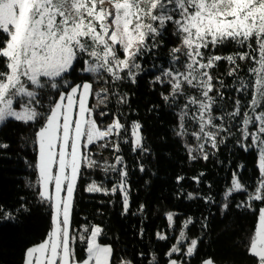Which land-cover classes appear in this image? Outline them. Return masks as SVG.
Returning <instances> with one entry per match:
<instances>
[{
  "label": "snow or ice",
  "instance_id": "obj_1",
  "mask_svg": "<svg viewBox=\"0 0 264 264\" xmlns=\"http://www.w3.org/2000/svg\"><path fill=\"white\" fill-rule=\"evenodd\" d=\"M166 34L176 37L179 44L169 50V66L160 68L154 83L169 86V93L161 96L171 105L181 97L186 99L180 106L176 134H188L186 119L197 124L198 130L191 132L197 144L186 145L190 158L197 159L195 153H199L200 158L208 160L210 153L205 146L210 144L218 150L225 143L221 133L235 135L229 125L237 118V144L257 153L259 177L252 190L248 191V185L234 172L222 209H228L227 198L233 193H246L238 208L255 210L253 202H261L245 247L256 264H264V0H0V126L9 118L25 124L39 123L33 141L38 147L34 165L38 196L51 209L46 238L25 249L23 264H115L112 246L98 242L103 231L100 226L85 227L88 234L79 236L71 227L77 181L85 168L100 167L90 146L108 147L111 141L118 153L120 143L114 138L127 132L122 113L113 114L106 125L99 122L100 117L108 115L97 109L108 102L110 88L95 90L94 84L136 83L142 71L140 60L158 48ZM228 46L236 50L216 54ZM81 61L83 67L78 68ZM221 61L229 65L227 76L238 81L234 91L243 94V98L234 99L231 110L223 107L221 90L231 86L211 74ZM237 61L250 62L247 76L239 74ZM73 72L90 78L78 82ZM117 95V104L127 103V94ZM90 97H96L97 103L90 106ZM191 106L194 110L190 112ZM131 127L133 150L146 151L142 125L133 121ZM8 147L0 141V149ZM103 170L118 173L120 179L111 189L92 181L86 191L121 192L123 211L127 213L128 172L123 156L116 155L111 164L105 161ZM194 179L199 181L200 177ZM188 195L192 198L191 193ZM21 210L27 211L24 205L16 211ZM0 213L2 220L16 219L2 206ZM173 218L172 212L167 213L170 224ZM192 223L191 218L183 222L179 240L165 254L169 257L167 264H188L197 254L200 237L190 238L183 230ZM157 237L167 239L160 233ZM77 240L86 244V255L80 259ZM174 253L179 256L172 258ZM155 260L153 255L149 264ZM119 264L132 262L122 259ZM201 264L217 262L208 257Z\"/></svg>",
  "mask_w": 264,
  "mask_h": 264
},
{
  "label": "trees",
  "instance_id": "obj_2",
  "mask_svg": "<svg viewBox=\"0 0 264 264\" xmlns=\"http://www.w3.org/2000/svg\"><path fill=\"white\" fill-rule=\"evenodd\" d=\"M161 39L163 43L140 60L142 71L136 83L126 80L118 86L101 82L94 84L95 90L110 88L108 102L97 109L108 115L100 117L99 122L106 125L111 122L113 114L122 113L121 122L127 132L114 138L120 143L118 153L111 147V141L108 147H90V153L100 167L85 168L78 180L72 231L77 236L87 235L85 227L101 226L100 243L112 246L115 264L122 259L130 260L132 264H149L153 255L156 256L153 264H167L169 257L165 254L174 241L168 238L160 240L157 233L168 226L167 213L175 211L174 226L182 228L183 222L191 218L193 223L185 230L192 238L200 237L197 254L188 260V264H201L202 259L208 257L217 264H256L255 258L246 251L245 241L254 231L261 202H253L255 210L238 208L236 205L246 199V193L239 192L227 198L228 209L223 210L222 204L234 172L248 185V191L252 190L259 177L257 153L255 150L245 151L237 144V118L229 125L235 135L221 133L225 143L218 150L212 149L210 144L205 146L210 153L208 160L200 158L199 153H195L197 159L190 158L186 145L197 144L191 135L198 130L197 124L186 119L188 134H176L179 131L180 106L186 103V99L181 97L176 105H171V101L166 102L161 96V93H169V86L154 83L160 68L169 66V50L177 46L179 40L170 34ZM235 50L234 46H228L217 50L216 54L226 55ZM237 63L241 69L239 74L247 76L250 62ZM154 64L157 67H153ZM77 67H83V62ZM228 68L226 62H218L211 74L231 86L221 89L224 93L222 105L231 110L234 99L238 96L243 98V94L234 91L239 84L235 77L227 76ZM72 75H76L75 72ZM76 76L78 81L90 78L88 74L80 76L78 73ZM216 86L220 87L218 81ZM188 91L191 92L190 89ZM114 93L127 94V103L117 104L118 95ZM96 103L97 98L91 97V105ZM192 110L194 106L190 107V112ZM216 114L219 115V111ZM133 121L142 125L140 132L146 151L133 150ZM38 127L39 123L25 124L13 119L0 126V141L9 145L0 149V206L16 216L15 220H2L3 213H0V264H23L25 249L45 239L51 227V209L40 201L38 173L34 167L38 148L33 141ZM116 155L123 156L128 172L126 184L130 207L127 213L123 211L121 192L86 191V186L92 181L108 189L118 182V173L103 170L104 162L114 163ZM178 177L183 179L178 180ZM195 177H200L199 181ZM189 193L192 198H189ZM21 205L27 211L17 212ZM205 224L207 227H202ZM85 248L86 244L77 240L78 259L85 257Z\"/></svg>",
  "mask_w": 264,
  "mask_h": 264
},
{
  "label": "rangeland",
  "instance_id": "obj_3",
  "mask_svg": "<svg viewBox=\"0 0 264 264\" xmlns=\"http://www.w3.org/2000/svg\"><path fill=\"white\" fill-rule=\"evenodd\" d=\"M75 74L77 75L78 73L77 72H75ZM76 75H73V76H75L76 77V79H77V76ZM77 81H78V79H77ZM79 82V81H78ZM89 104H90V106H91V97L89 98ZM9 119H11V118H9ZM194 141H196V140H194ZM193 142V141H192ZM193 144H195V142H193ZM91 147V146H90ZM38 148V147H37ZM38 178V177H37ZM79 180V179H78ZM77 183H78V181H77ZM37 186H38V190H39V185H38V183H37ZM77 188V187H76ZM50 191H54V186H50ZM75 194H76V192H75ZM75 194H74V198H75ZM62 195H64V193H62ZM226 199V198H225ZM225 201V200H224ZM170 212H172L173 214H174V218H173V222L170 224L169 223V221H168V226L167 227H165L164 228V230L160 233V234H162V235H165V236H167V238L168 239H172L174 242H173V244L174 243H176L178 240H179V232L182 230V228H183V226H182V228H179V229H177L175 226H174V222H175V217H176V212L175 211H170ZM169 213V212H168ZM168 220V219H167ZM101 227V226H100ZM185 232H186V230L185 229H183ZM186 234H187V232H186ZM188 235V234H187ZM190 237V236H189ZM99 238H100V236L98 237V242L100 243V240H99ZM190 238H192V237H190ZM187 243H188V241L187 240H185L184 241V247H186L187 246ZM105 245H109V244H105ZM111 246V245H110ZM174 255H178V254H173V256ZM195 256V255H194ZM172 258H175V257H172Z\"/></svg>",
  "mask_w": 264,
  "mask_h": 264
}]
</instances>
